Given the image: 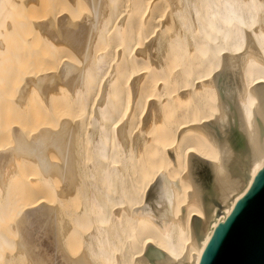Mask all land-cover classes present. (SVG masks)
<instances>
[{
    "label": "bare ground",
    "instance_id": "bare-ground-1",
    "mask_svg": "<svg viewBox=\"0 0 264 264\" xmlns=\"http://www.w3.org/2000/svg\"><path fill=\"white\" fill-rule=\"evenodd\" d=\"M263 167L264 0H0V264H199Z\"/></svg>",
    "mask_w": 264,
    "mask_h": 264
},
{
    "label": "water",
    "instance_id": "water-1",
    "mask_svg": "<svg viewBox=\"0 0 264 264\" xmlns=\"http://www.w3.org/2000/svg\"><path fill=\"white\" fill-rule=\"evenodd\" d=\"M199 264H264V167L214 231Z\"/></svg>",
    "mask_w": 264,
    "mask_h": 264
},
{
    "label": "rangeland",
    "instance_id": "rangeland-1",
    "mask_svg": "<svg viewBox=\"0 0 264 264\" xmlns=\"http://www.w3.org/2000/svg\"><path fill=\"white\" fill-rule=\"evenodd\" d=\"M234 132V133H233ZM232 139L233 142L236 144V146L238 147L240 145V137L238 135V133H236V131L234 129H232ZM202 179V180H201ZM200 180L203 181L205 187L209 185L210 183V170L204 166L201 167L200 169Z\"/></svg>",
    "mask_w": 264,
    "mask_h": 264
}]
</instances>
